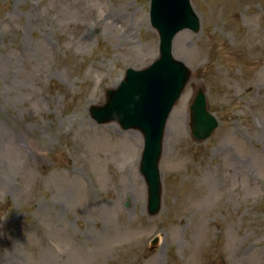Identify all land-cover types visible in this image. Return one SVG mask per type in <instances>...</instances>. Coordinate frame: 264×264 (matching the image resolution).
Instances as JSON below:
<instances>
[{
	"label": "rangeland",
	"instance_id": "1",
	"mask_svg": "<svg viewBox=\"0 0 264 264\" xmlns=\"http://www.w3.org/2000/svg\"><path fill=\"white\" fill-rule=\"evenodd\" d=\"M191 2L150 215L141 132L90 113L157 57L150 0H0V264H264V0ZM199 85L220 122L203 141Z\"/></svg>",
	"mask_w": 264,
	"mask_h": 264
},
{
	"label": "water",
	"instance_id": "2",
	"mask_svg": "<svg viewBox=\"0 0 264 264\" xmlns=\"http://www.w3.org/2000/svg\"><path fill=\"white\" fill-rule=\"evenodd\" d=\"M152 24L160 35L159 57L149 66L130 68L118 88L107 90V103L92 114L99 122L118 121L123 128H137L144 136L140 171L148 186V212L154 215L162 206L159 160L170 112L180 97L191 69L172 53L176 32L200 30V18L190 0H152ZM192 132L196 139L207 138L219 122L208 111L203 87H198L191 104Z\"/></svg>",
	"mask_w": 264,
	"mask_h": 264
},
{
	"label": "bare ground",
	"instance_id": "3",
	"mask_svg": "<svg viewBox=\"0 0 264 264\" xmlns=\"http://www.w3.org/2000/svg\"><path fill=\"white\" fill-rule=\"evenodd\" d=\"M110 24H111L112 27H116V24H115V23H111V22H110ZM176 57L180 58L179 56H176ZM20 136H21V135H20ZM20 136H19V137H20ZM27 138H30V140H31V138H33V137L28 136ZM17 143H18V141H17ZM18 144H20V143H18ZM29 145H30V143L28 142V146H29ZM32 145L35 146V148H37L38 150H40V146H39L38 143H36L34 140L32 141ZM16 151H17V152H20L19 147H16ZM209 211H213V208H209V210H208L207 212H209Z\"/></svg>",
	"mask_w": 264,
	"mask_h": 264
}]
</instances>
